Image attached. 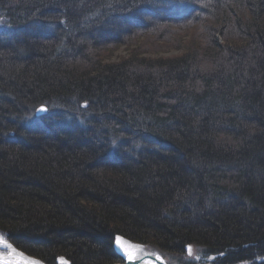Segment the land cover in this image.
<instances>
[{"label": "trees", "instance_id": "obj_1", "mask_svg": "<svg viewBox=\"0 0 264 264\" xmlns=\"http://www.w3.org/2000/svg\"><path fill=\"white\" fill-rule=\"evenodd\" d=\"M81 1L0 0V9L7 11L14 21L18 18L26 24L38 20L41 14L40 17H45L48 23L54 22L46 27L45 34L34 35V40L31 27L23 29V41L16 43L22 48V57L12 53L14 47L1 56L0 88L10 90L13 96L6 101L5 114L0 115H5L10 123L24 106L34 108L39 101L50 105H65L69 101L75 107L89 103L96 112L104 114L109 125L125 124L123 137L126 146V141L135 140L130 136L137 134L142 146L129 158L136 166L130 167L132 164L128 159L121 163L125 170L118 172V167L114 166L118 163H112L109 158L108 162L112 164L103 169L104 174L99 173L95 163L104 156L96 149L82 150L89 144L87 139L77 142L82 147L69 148L64 153L60 143H54V147L46 151L41 149L43 146L28 151L24 147L10 146L9 154L0 159V165L6 168L1 171L5 183L0 185V227L9 228L14 234L22 231L31 232L39 239L46 237L42 238L44 244L23 240L21 248L32 255L46 260H51L55 254L70 258L77 255L80 264L116 261L111 245L114 232L139 241L159 240L167 248L183 247L188 240L203 241L213 252H226L224 261L244 259L254 249L264 253V48L250 47L246 49L247 53L244 52L246 56H239L228 66L223 60L205 59L199 63L188 56L180 58L179 62L170 60L155 67L154 61L146 63L151 66L147 69L152 70L148 76L131 73L129 67L117 64L99 66L104 68L97 74L99 76L87 79L79 76L75 69L89 61L88 53L75 49L74 63H68L67 55L64 56L68 47L63 48L62 41L59 43L56 36L57 31L63 36L66 29L56 20L63 21L69 10L77 17L71 27L74 34L66 31L63 36L70 38L66 39L67 43L72 41L70 44L73 45L76 42L74 35L84 33L92 26L91 22L84 23L83 20H88L84 12L75 11ZM102 1L94 0L93 3L97 2L102 9L108 8ZM129 1L112 2L114 6L120 3L122 7ZM138 1L142 0H133L129 4L139 6L136 5ZM162 1L147 0L148 4L157 5L154 12L162 11ZM188 1L191 0L180 3L167 0L177 10L184 9L183 5ZM225 1V8L216 4L220 12L203 21L209 23L210 28L217 25L227 30L228 38L244 37L243 34L246 35L255 25L242 19L238 11L248 8L255 14L264 0ZM68 4H72V8L67 9ZM148 4L146 6H150ZM63 5L64 14L61 12ZM142 13L148 16L146 10H141ZM113 30L125 36L129 28ZM97 33L95 38L100 41L97 47L104 48L106 33L101 28ZM0 36V41H9V38ZM35 38L44 41L46 46L35 49ZM209 43L213 45L214 41ZM227 50V55L237 57L231 53L232 48ZM239 63L238 69L236 65ZM186 64L190 71H185ZM3 121L4 117H0V124ZM48 127L52 128L51 125ZM32 129L29 127V131ZM108 132L116 137V127H111ZM26 134L24 139L31 142V133ZM58 150L62 155L57 153ZM50 164L54 173L49 170ZM198 165L206 168L199 169ZM192 192L193 196H190ZM235 194L238 195L236 200L220 203L219 209L213 212L205 206H209L211 199L230 201ZM209 195L213 197L208 199ZM80 198L94 203L95 209L89 210L81 205ZM194 198H197V212L188 208L187 200ZM22 216L26 217L25 221L19 220L24 218ZM116 222L122 225L118 227ZM70 227L86 230L73 232ZM95 231L106 233L103 237L107 240L108 252L104 253L99 242L94 244L91 234ZM248 242L255 245L230 252L237 249V245ZM73 260L77 261V258Z\"/></svg>", "mask_w": 264, "mask_h": 264}, {"label": "rangeland", "instance_id": "obj_2", "mask_svg": "<svg viewBox=\"0 0 264 264\" xmlns=\"http://www.w3.org/2000/svg\"><path fill=\"white\" fill-rule=\"evenodd\" d=\"M93 1L94 0L88 3V0H82L80 2V5H78L77 10L74 9L78 13L84 12L88 18V20H83L84 23L91 22L92 26L88 27L89 30H84V33L78 32L77 34H75L74 40L76 42H74L73 45L70 44L72 43V41H69L68 43L66 42V39L69 38L68 36H63L66 31H69L71 34L73 33L71 27L76 23L75 18L77 16L73 15L75 13H71L70 10L66 11V15L63 16V21L61 19L56 20L61 26H64L66 28L63 31V36L61 35V32H58L56 30V36H58L59 38V40L57 39L59 43L62 41L61 43L63 44V48H66V46L68 47L66 49L67 51H65L64 54V56L67 55L68 57V63H74L73 61L75 59L72 56L75 49L78 50L80 48L81 51L83 50L84 52L88 53V60L91 61H86L83 63V65L80 64L81 68L75 69L77 70L79 76H86L87 79L89 77L92 78L99 76L97 74L104 69L98 68L99 66L107 67L117 64H121L124 67H129L131 73L136 72L139 73V75L142 73L143 75L148 76L149 73L151 74L152 70L149 71V69H147L151 68V66L149 64L146 65V63H153L154 61L153 67H155V65H159V63L161 62L162 64L169 63L170 60L179 62L180 58H188V56H191L192 61L195 60L199 63H202L205 59L214 60L213 62H221L223 60V63L228 66L227 64H231L233 60H235L236 58H240L239 56H246V49H250V47L256 49L260 47L264 48V24H261V21L264 20L263 0H261L263 4H260L259 7H257V11L255 12V14L251 13V11H248V8H243L238 11L242 19L246 21H252L255 25L254 27L252 26V28L249 29V32L246 35L243 34L244 37L240 36L238 38H228L227 30L222 29V27H217V25L214 26L215 28H210L207 26L209 23H205V21H203L210 18L211 15H214L215 17L217 13L220 12V8H225L227 2L225 0L218 1V3L215 1L213 2V0H191L186 2L187 4L183 5L184 9L181 10H177L174 5L168 3L167 0H163L161 2L162 11H160L159 9L157 11H160V13L157 14L158 16L156 15L157 12L153 11L156 8L155 6L157 5H155L154 3L148 4L147 0L136 2V5L139 6H132L131 4L133 0H130L127 4L128 7H126L127 5H123L122 7H120L121 4L118 2V6H114L112 2L113 0H104L102 1V3H105L108 7L104 9H102L97 2L93 3ZM181 1L182 0H178L179 3ZM147 4L150 6H146ZM216 4H220V8H217ZM234 5L236 7V1ZM67 7V9H70L69 7L72 8V4H68ZM180 8H182V6ZM141 10H146L148 16L143 15V13L141 14ZM150 11H152L153 14ZM61 12L65 13L64 5L63 11L61 10ZM260 12L262 13L260 14ZM33 16H35V18L37 19L36 15ZM40 16L42 15L40 14ZM40 16H38V20H31L26 24H22V22L18 20L17 17V21H14V19L9 16L7 11L0 9V35L5 36L7 39L9 38L8 42L0 41V58L1 56L6 55V51L10 50L11 47H14L12 50L13 54L18 53L20 54L19 57H22V48L21 46H19L18 48V46H16V43L19 44L20 41H23L21 40V35L24 28L27 30L28 27H31L30 31L32 33L30 34L32 36V40H34V35H37L38 33L45 34L46 32H44V30L46 29V27L54 24L53 21H50L48 23V20H45V17ZM79 19L81 20V18ZM229 20L233 21V19L230 18ZM230 22L228 23L231 25ZM117 27H119L120 29L127 27L129 28V31H126L127 33L125 32V36H120L114 33L113 28L116 29ZM100 28L101 31L106 33V40H104L106 42V45L104 46V48L97 47V42L100 43V41L95 38L96 33L100 30ZM131 30L134 31L130 32ZM30 34L26 35L29 36ZM1 39L2 37L0 36V40ZM25 39L27 40L28 38ZM36 39L37 44L35 45V49H40L44 45L46 46V43L44 41H40L38 38H35V40ZM108 41L110 42L108 43ZM209 41H214L213 45H211ZM228 48H232L231 53L235 54L237 57L234 58V56L232 55H227V52L229 51L227 50ZM202 51L205 52L204 55L201 54ZM63 52L64 51H62V53ZM93 54H95V58H93ZM214 55H217V57L214 58ZM70 64L66 65L69 66ZM244 64L241 68L244 67ZM236 66L239 69L240 63ZM191 69L195 70V68ZM186 70L190 71V67L188 66V68H185V71ZM1 72L2 70L0 69V76ZM152 76L153 75H151L150 77ZM10 80L14 81L11 78ZM19 82L23 83L22 81ZM0 95H2L0 96V106L2 107L0 110L1 114L6 111L4 106H7L5 105L6 101H8V98L10 95H12V93H10V90L8 89L4 90L0 88ZM14 96L17 97V95ZM74 105V103L69 101H67L65 105H56L55 103L53 105H50L39 101L36 102L34 108H32V106L30 105L27 107L24 106L23 111H19L17 113V116H15V120L12 119L10 123H8L9 120L6 119L7 117H5V115H0V117H4L3 123L0 124V128L4 129L0 131V159L1 157L4 158L5 154H9L7 150L10 146L13 145L24 147L23 149L27 151L32 150L38 146L39 148L43 146V148L41 149L46 151L50 147H54V143H60L61 145H63L62 152L64 153L65 151L69 150V148L71 149L75 147H82L79 144L77 145V142H83L84 139H87L86 142H88L89 144H86V146H84L82 150L84 148V150H89V148L96 149L99 153H101V156H104L99 162L95 163V165H97L95 166L97 168H95L96 171H98L99 173H103V169L108 168L114 162L118 163L114 165L118 167V172L121 170H125L124 164L121 165V163L127 162V160L131 158L132 154L136 155V150H138L139 146H142V141L140 142L137 134L130 136L135 140L131 139L126 141V144H128L126 146L124 144L125 138L123 137L126 132L125 124H116L115 126L114 124H111L112 126L109 125L108 121L106 120L107 118H104V114L96 112L97 110L89 103H85L84 105L80 104L81 107H75ZM94 106L97 107L96 105ZM42 109L43 111L41 112ZM18 114L20 116H18ZM7 123L8 125L6 126ZM49 125L52 126L51 129L48 127ZM99 126H102V128L98 129ZM29 127L33 128L32 131H29ZM111 127H113V129H115L116 127V137L113 136L114 133L108 132L111 131ZM103 129L104 131H107V133H104V131H102ZM6 130L8 131L6 132ZM26 130H28L29 132ZM95 130H97L99 133ZM26 133H31V135H29L31 136V142L24 139L25 135H27ZM102 133H104V135ZM222 139H224V137H222ZM62 152H60L59 150L57 151L59 155H62ZM109 158L110 160H112V163L108 162ZM129 162H131L132 164L129 165L130 167L136 166V164L133 161H130V159ZM52 165L54 166L55 163H52ZM52 165H49V170L50 166ZM193 165H195L196 167V164ZM202 167L203 169L206 168L204 167V165H201L199 166V169ZM0 168V185H2L3 183H5V178H3L1 171L6 170V168L2 164L0 165ZM119 168L121 169L119 170ZM61 171L63 172V169ZM52 172L53 171H51V173ZM51 173L49 172V174ZM55 174H52V176H56ZM31 182H33V180H31ZM35 184L38 183L35 182ZM194 184H197V182H195ZM191 194L190 196H193V192ZM212 197L213 196L209 195L207 198L211 199ZM231 197L230 201H226L227 199H223L222 202L217 201V199H211L209 202V206L207 204L205 206L210 208L213 212L219 209L218 207L220 203H232L237 199L238 195L235 194V196ZM80 199L81 200L79 202L81 205L87 206L89 210L95 209L93 208L96 207L93 206L94 203L92 204L88 200L86 201L85 199ZM187 203L188 208H194L196 212L198 211L197 198H194V200H187ZM187 203L184 205L187 206ZM8 213L11 214L12 212ZM96 213L100 214L101 212ZM25 219L26 217H24L23 219L20 218L19 220L25 221ZM116 223L118 227L122 225L120 222ZM22 224L25 225L24 222ZM113 225L114 223L111 224V226ZM86 228L88 229L87 225ZM8 229L9 228L6 227H0V234H2L6 238V240H8L13 246L27 255L41 260L44 264H58L59 259H65L69 264H75V262L80 264L79 257L77 255H72L71 253L70 255H72V258L67 257L63 254H55V257L51 260L50 258H48L49 260H46L39 256L32 255L28 253L27 250L22 249L23 247L21 248V245L24 244L23 240L33 241L38 244L41 242V244H44L45 240H43L42 238L46 239V237H42L39 239L37 235L34 236V234L31 232L29 233L22 231L14 234L11 232V230ZM70 229L73 232L86 230L83 228L76 230L74 227H70ZM236 233L238 232H235V234ZM105 234L106 233L104 231H95L93 234H91L92 236H94V244L99 242L100 245L103 246L104 253L108 252L109 250L107 240H105L103 237ZM117 237L122 238L123 244L124 242H127L130 245L139 246L140 248L144 249L143 251L145 252H148L150 254H157L165 261L166 264H264V253H260L258 250L256 251V249H254L250 253V256L245 255L247 257H244V259L224 261L226 252H213L212 250H210L211 248L203 241L188 240L183 247L176 248L170 246L169 248H167L160 244L159 240L151 242L147 240L139 241L136 238L129 237L118 232H114L111 237V245L114 250L115 258L117 260L112 263L105 262V264H117L125 259L123 252L116 248ZM111 239L109 238L108 241H110ZM17 243L20 246L17 245ZM253 244L255 245L254 242L241 243V245L236 246L237 249L234 248L230 252H236L238 251V248L241 250L249 248ZM189 246H191V251H189ZM73 258H77V261L73 260Z\"/></svg>", "mask_w": 264, "mask_h": 264}, {"label": "bare ground", "instance_id": "obj_3", "mask_svg": "<svg viewBox=\"0 0 264 264\" xmlns=\"http://www.w3.org/2000/svg\"><path fill=\"white\" fill-rule=\"evenodd\" d=\"M7 242L10 247H5ZM119 249L124 254V260L117 264H166L157 254H150L136 245H130L127 242L120 241ZM129 256L132 259H129ZM44 264L41 260L29 256L13 246L6 238L0 234V264ZM58 264H69L65 259H59ZM115 264V263H114Z\"/></svg>", "mask_w": 264, "mask_h": 264}, {"label": "snow or ice", "instance_id": "obj_4", "mask_svg": "<svg viewBox=\"0 0 264 264\" xmlns=\"http://www.w3.org/2000/svg\"><path fill=\"white\" fill-rule=\"evenodd\" d=\"M42 110H43V109H42ZM121 239H122V238H120V237H117V238H116V243H117V245L120 244ZM4 243H5V247H10V245H8L6 241H5ZM189 251H191V246H189ZM129 259H132V257L129 256ZM6 264H7V262H6Z\"/></svg>", "mask_w": 264, "mask_h": 264}, {"label": "water", "instance_id": "obj_5", "mask_svg": "<svg viewBox=\"0 0 264 264\" xmlns=\"http://www.w3.org/2000/svg\"><path fill=\"white\" fill-rule=\"evenodd\" d=\"M42 111H43V110H41V112H42ZM121 241H122V239H121ZM119 247H120V246L116 244V248L119 249ZM119 250H121V249H119Z\"/></svg>", "mask_w": 264, "mask_h": 264}]
</instances>
